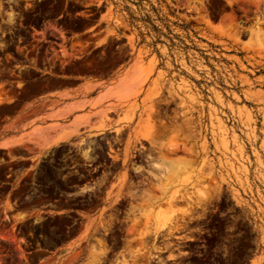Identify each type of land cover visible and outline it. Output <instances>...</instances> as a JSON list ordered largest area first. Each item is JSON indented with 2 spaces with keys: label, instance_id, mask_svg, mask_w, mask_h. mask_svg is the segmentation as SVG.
<instances>
[{
  "label": "rangeland",
  "instance_id": "374dc122",
  "mask_svg": "<svg viewBox=\"0 0 264 264\" xmlns=\"http://www.w3.org/2000/svg\"><path fill=\"white\" fill-rule=\"evenodd\" d=\"M129 63L142 88L103 130L37 162L0 148V264H100L105 216H131L115 264L214 221L215 264H262L264 0H0V133L47 90Z\"/></svg>",
  "mask_w": 264,
  "mask_h": 264
},
{
  "label": "crops",
  "instance_id": "0c3cea01",
  "mask_svg": "<svg viewBox=\"0 0 264 264\" xmlns=\"http://www.w3.org/2000/svg\"><path fill=\"white\" fill-rule=\"evenodd\" d=\"M66 79L74 80L78 76ZM141 88L129 63L106 76H82V84L77 87L66 84L49 89L33 102V107L5 120L13 128L0 133V148L21 147L26 153L18 157L37 162L51 148L75 138L84 129L94 133L103 130L102 116L132 102ZM5 102L12 103L13 99ZM94 103L97 105L93 106ZM91 113L97 115L87 121ZM98 214L99 211L92 215ZM83 233L82 230L72 240H82Z\"/></svg>",
  "mask_w": 264,
  "mask_h": 264
},
{
  "label": "flooded vegetation",
  "instance_id": "af4514ba",
  "mask_svg": "<svg viewBox=\"0 0 264 264\" xmlns=\"http://www.w3.org/2000/svg\"><path fill=\"white\" fill-rule=\"evenodd\" d=\"M70 211L79 214L77 209H71ZM70 217L74 219L71 226L75 225L77 220L85 222V216ZM90 217L96 220L99 219V216ZM109 217L115 218L117 228L111 234L106 232V234H110L107 240L109 258L101 261L100 264H115L122 252H128L130 248H135L131 246L133 238L128 235L127 228L123 223L129 220L131 216H105V218ZM198 221H201V218ZM206 225L207 222H199L197 228H194V230H199L196 237H187L186 232H189L187 229L188 224H182L180 226L181 229L178 230L181 234L171 235L169 231L164 232L157 239L159 243L156 244V248L152 240L149 247L151 249L154 248L158 253L151 256L150 264H215L217 258L219 256L222 258L223 256V253L218 254L216 245V221L211 223L213 227L210 228L209 232L207 229H201ZM84 242H86V239ZM85 247L87 246L85 245ZM230 259L231 256L229 257ZM112 260H115V262L113 263Z\"/></svg>",
  "mask_w": 264,
  "mask_h": 264
},
{
  "label": "built area",
  "instance_id": "2783aa9c",
  "mask_svg": "<svg viewBox=\"0 0 264 264\" xmlns=\"http://www.w3.org/2000/svg\"><path fill=\"white\" fill-rule=\"evenodd\" d=\"M261 252L264 255V246L261 247ZM262 264H264V260H263Z\"/></svg>",
  "mask_w": 264,
  "mask_h": 264
}]
</instances>
